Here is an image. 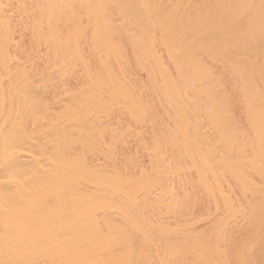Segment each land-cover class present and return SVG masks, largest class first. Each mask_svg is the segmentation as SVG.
<instances>
[{
	"label": "bare ground",
	"instance_id": "bare-ground-1",
	"mask_svg": "<svg viewBox=\"0 0 264 264\" xmlns=\"http://www.w3.org/2000/svg\"><path fill=\"white\" fill-rule=\"evenodd\" d=\"M0 264H264V0H0Z\"/></svg>",
	"mask_w": 264,
	"mask_h": 264
}]
</instances>
